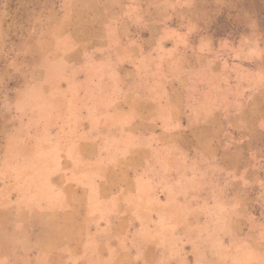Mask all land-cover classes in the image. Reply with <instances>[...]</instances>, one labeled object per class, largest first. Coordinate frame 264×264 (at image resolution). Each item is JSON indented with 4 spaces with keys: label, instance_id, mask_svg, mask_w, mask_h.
I'll return each instance as SVG.
<instances>
[{
    "label": "rangeland",
    "instance_id": "1",
    "mask_svg": "<svg viewBox=\"0 0 264 264\" xmlns=\"http://www.w3.org/2000/svg\"><path fill=\"white\" fill-rule=\"evenodd\" d=\"M167 93L190 128L222 112V134L156 144ZM237 153L253 160L235 184ZM98 167L123 191L110 203L136 208L111 244L154 243L152 264H264V0H0V264H52L55 191Z\"/></svg>",
    "mask_w": 264,
    "mask_h": 264
},
{
    "label": "crops",
    "instance_id": "2",
    "mask_svg": "<svg viewBox=\"0 0 264 264\" xmlns=\"http://www.w3.org/2000/svg\"><path fill=\"white\" fill-rule=\"evenodd\" d=\"M164 3L159 2L154 6L162 7ZM150 18V17H149ZM148 18V19H149ZM131 19H124L123 23L132 24ZM159 24L165 25L164 21L159 20ZM166 27V26H165ZM132 33V32H131ZM153 32H149L148 36H153ZM166 28H163L157 33L158 37L166 38ZM125 36H128L126 33ZM156 36V37H157ZM131 37V36H130ZM136 42V41H135ZM139 50L143 46L140 43L132 44ZM131 63V62H130ZM184 97V96H183ZM168 100L171 99L170 105L166 108V114L174 124L172 127L166 129L162 128L152 138H157L156 144L162 146H169L174 141L175 133L180 131H188L193 138L196 133L205 131L207 134L219 136L222 134L226 125L223 123V118L220 113L219 119L214 118L215 114L208 115L212 122L208 125L198 128H190L184 122L186 120L183 104L175 103L173 94L167 93ZM185 100V97L183 98ZM244 113V112H243ZM137 126V125H136ZM139 128V127H138ZM162 136H166V139ZM199 139L206 138L204 135L197 137ZM241 144L238 142L231 143L225 147H237ZM221 149V148H220ZM226 160V159H225ZM253 158L250 156L241 157L239 153L234 158L224 161V168L230 167L232 174V181L237 184L239 182V173L237 168L241 166H250ZM102 169L99 167L85 177L87 179L84 184L67 182L55 194L61 199V203L56 205L55 225L56 230L54 234L48 236L42 241L40 251L42 253H50L54 256L52 264H152L155 259L154 243H148L137 255L131 251L130 247L122 243L111 244L112 239L108 237L107 227L112 221L113 225H122V229L118 233H125L129 222H132L131 214L136 210L135 205L125 200L120 203H110V199L116 194L120 196L123 191H104L102 189L107 184V179L102 175ZM102 177V178H101ZM243 185L248 189L249 184ZM96 184L97 191H92L91 186ZM84 187L86 188L85 191ZM244 190V189H243ZM128 192V191H127ZM132 192V191H131ZM131 195H134L131 193ZM132 240V238H131ZM264 243V240L262 241ZM138 263V264H139ZM220 264H231L227 261L220 262Z\"/></svg>",
    "mask_w": 264,
    "mask_h": 264
}]
</instances>
